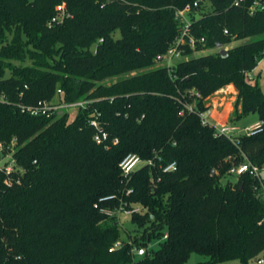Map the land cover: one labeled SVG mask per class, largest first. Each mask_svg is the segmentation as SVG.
I'll return each mask as SVG.
<instances>
[{
    "label": "trees",
    "instance_id": "obj_1",
    "mask_svg": "<svg viewBox=\"0 0 264 264\" xmlns=\"http://www.w3.org/2000/svg\"><path fill=\"white\" fill-rule=\"evenodd\" d=\"M193 1L0 0V94L7 100L0 103V154L10 152L17 167L0 169V264H185L192 254L205 257L196 264H250L264 251L258 181L244 173L221 183L243 157L264 166V92L259 74L252 85L245 79L264 55V12L250 15L251 0H206L189 14L191 33L203 42L185 47L186 59L169 71L155 66L177 36L174 11ZM60 4L67 16L47 28ZM246 39L223 58L189 57ZM229 85L235 100L228 122L247 114L262 121L261 131L240 136L237 146L196 114ZM42 101L88 103L71 121L65 111L20 110ZM93 112L116 144L92 141ZM153 153L175 170L140 166L131 173L124 201L142 211L128 218L127 232L92 205L121 192L124 156ZM133 246L144 255L133 258Z\"/></svg>",
    "mask_w": 264,
    "mask_h": 264
},
{
    "label": "built area",
    "instance_id": "obj_2",
    "mask_svg": "<svg viewBox=\"0 0 264 264\" xmlns=\"http://www.w3.org/2000/svg\"><path fill=\"white\" fill-rule=\"evenodd\" d=\"M245 0H233L232 5L238 6L243 3ZM207 6L206 0H195L191 5H185L182 9H178L174 11V19L178 22L177 28V36L174 38L173 43L169 49L162 56H156L154 59V64L157 67H164L169 71L171 67L178 61L186 59V56L183 54L184 48L187 47L190 50H193L197 44L203 42L202 38H195L191 33V23L192 20L189 17L190 13H195V9L200 6ZM56 15L52 17L47 22V28L53 26L56 23H60L67 14L64 11V5L60 4L56 6ZM255 12H264V0H251V3L248 7V13L252 15ZM223 34H226V31H223ZM102 39H98L96 44H100ZM95 52V50H94ZM245 79L249 84H254L257 80V75H255L254 69L245 74ZM259 83L261 87H264V71L259 74ZM56 94L59 95V90L56 91ZM190 95H193L196 99L200 98L199 94L195 91H190ZM7 102L4 95L0 94V103ZM87 101H76L70 104L64 103H56L54 101L47 102L42 101L38 102L36 105L28 106V107H20L21 112H26L31 116L43 115L48 116L53 112L62 113V111L67 110L68 108H80L83 109ZM183 109L188 113H194L195 107L193 103H185L183 104ZM182 114V111L179 112ZM199 122L202 126L211 127L214 130V135L223 136L228 142L232 145L237 146L239 143L240 136H252L261 131L262 121L257 120L256 122L239 129L235 125L229 122H221V121H211V111L205 106V110L202 112L196 113ZM88 125L93 129L92 141L97 145H106L107 142H111V144H116V139L108 140V135L100 126L99 122V114L93 112L90 114L88 119ZM1 151V146H0ZM6 154V153H5ZM10 154V152H9ZM2 154H0L1 156ZM242 156V155H241ZM243 157V156H242ZM11 158V154H10ZM13 161V159L11 158ZM160 157L157 153H153L152 157L142 160L139 156L135 154H128L124 156L118 164V168L121 173V182L124 185L121 192L118 196L116 195H107L99 198L96 202L93 203L92 207L98 210L102 215L113 218L114 223L122 227L123 229V221L122 219L129 218L131 215L135 213H141V208L136 205H128L124 198L128 197L132 190L129 187H126L130 180L131 173L140 166H146L147 168L156 169L160 173H169L175 170V163L170 162L166 165H161ZM3 168L6 172H9L13 169L11 165H5L3 163L0 165V169ZM264 169V166L261 167ZM256 166L250 164L244 157L243 160L237 165L232 166L228 174L233 177H237L241 174L247 173L250 177L255 178L258 181V184L262 190V183L259 177V171L261 170ZM158 181V178L156 179ZM150 182L153 186V179L150 176ZM116 202L115 204H111L112 202ZM166 238V234L161 237V240ZM120 246V242H115L109 251H112ZM145 253V249L143 247H131L130 254L134 258L141 257ZM264 256V251L262 252ZM256 264H264V259L259 258L256 260Z\"/></svg>",
    "mask_w": 264,
    "mask_h": 264
},
{
    "label": "rangeland",
    "instance_id": "obj_3",
    "mask_svg": "<svg viewBox=\"0 0 264 264\" xmlns=\"http://www.w3.org/2000/svg\"><path fill=\"white\" fill-rule=\"evenodd\" d=\"M246 41H248V39L233 41L229 45L224 46L222 50L240 45ZM220 49L221 48L216 47L213 49H208V50H204L200 52H194L189 57H198V56L213 54L215 52H219ZM263 71H264V55L259 59V61L256 63V66L254 68L255 75L261 74ZM261 89L264 92V87H261ZM234 100H235V91L233 87L229 85V86H226L214 92L212 95L206 97L203 100V103L211 111V121L212 122H215V121L228 122V120L230 119L232 115ZM65 112H67L68 114V120L71 121L75 113L77 112V108L75 107L68 108L67 110H65ZM256 121H257V116L255 114H247V115L242 116L238 120L232 122V124L238 127L239 129H242ZM12 145L13 144H11L10 146L11 148H12ZM3 163H5V165H11L15 169L17 168L15 166L14 161L11 160L9 153H6L0 156V165H2ZM259 177H260V181L263 186L262 192L264 195V169H261L259 171ZM235 179H236L235 177L226 176L221 179V183H224L227 180L234 182ZM122 221H123V229L127 232H130L132 229V226L128 222V219L125 218V219H122ZM149 248L152 250H155L157 248V242L154 241L150 243ZM259 258L264 259L263 253L259 254L257 259ZM203 261H205V257L192 254L190 255V257L188 258L185 264H196L198 262H203ZM222 264H240V263L237 260H232V261L225 262ZM250 264H256V260L252 261Z\"/></svg>",
    "mask_w": 264,
    "mask_h": 264
},
{
    "label": "water",
    "instance_id": "obj_4",
    "mask_svg": "<svg viewBox=\"0 0 264 264\" xmlns=\"http://www.w3.org/2000/svg\"><path fill=\"white\" fill-rule=\"evenodd\" d=\"M219 55H220L222 58L225 57V55H226L225 50L220 49V51H219Z\"/></svg>",
    "mask_w": 264,
    "mask_h": 264
},
{
    "label": "crops",
    "instance_id": "obj_5",
    "mask_svg": "<svg viewBox=\"0 0 264 264\" xmlns=\"http://www.w3.org/2000/svg\"><path fill=\"white\" fill-rule=\"evenodd\" d=\"M251 125V124H250Z\"/></svg>",
    "mask_w": 264,
    "mask_h": 264
}]
</instances>
